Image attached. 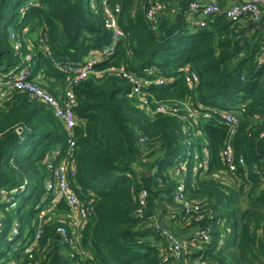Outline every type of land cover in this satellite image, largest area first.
<instances>
[{
	"label": "trees",
	"instance_id": "trees-1",
	"mask_svg": "<svg viewBox=\"0 0 264 264\" xmlns=\"http://www.w3.org/2000/svg\"><path fill=\"white\" fill-rule=\"evenodd\" d=\"M151 1L0 0V75L18 64L13 31L24 48L26 42L35 46L31 79L38 73L36 85L56 95V82L63 87L65 80L54 64L78 65L106 48L112 34L104 26V7L119 4L125 36L94 70L123 66L137 77L152 70L168 83L148 88L150 100L188 102L194 112L148 111L128 97L126 80L113 75L81 81L74 90L80 123L68 184L88 213L82 229L66 227L63 239L55 230L68 207L59 202L46 213L52 196L44 182L48 155L69 147L65 129L48 106L25 93L0 104V264H179L163 260L162 230L190 242L188 264H264V63L256 60L264 8L259 21L250 15L230 21L219 13L195 27L184 19L194 0H156L165 8L152 32L144 19ZM39 41L50 57L38 49ZM191 72L197 75L193 88L185 82ZM223 113L237 120L232 134ZM227 140L246 174L224 173ZM204 159L206 169L200 167ZM142 192L145 206L138 215ZM42 214V234L26 254Z\"/></svg>",
	"mask_w": 264,
	"mask_h": 264
},
{
	"label": "built area",
	"instance_id": "built-area-1",
	"mask_svg": "<svg viewBox=\"0 0 264 264\" xmlns=\"http://www.w3.org/2000/svg\"><path fill=\"white\" fill-rule=\"evenodd\" d=\"M105 5V3H104ZM165 6L162 3L151 1L148 9L144 13V19L152 32L157 30L159 24V16ZM262 8H264V0H248L242 2H232L227 7L221 8L218 0H205L203 3H199L197 0L192 1L184 14V19L195 27H204V18H209L212 15L224 13L226 18L230 21H237L244 15H250L253 21H259L262 17ZM106 19L104 26L112 34L110 44L101 51H95L89 54L78 65H72L67 67H61L55 65L58 74H60L64 80V87L59 89L57 94L50 93L47 89L42 88L35 83V79H31L30 64L34 61L35 46L31 42H26L25 48L20 42L19 35L15 32H11V45L13 53L18 56V64L8 71L0 75V104L7 101L15 93H25L31 99L37 100L40 103L48 106L56 119L65 129L67 138L69 139V147L64 154H61L58 148H55L47 157L46 168L49 172V177L44 182L45 191L52 196L50 206H48L46 213H51L54 207L59 202H64L68 207V212L58 218L60 225L56 228V234L58 237L65 239L67 234V228L72 232L77 233L81 230L87 220V208L82 207L81 201L69 186V172L73 169V147L75 129L79 125L80 120L75 114V107L77 105L75 88L76 86L88 78L90 75H94L96 78H101L104 74L113 75L126 80L130 85L128 97L137 100L141 107L148 111L165 114V115H177L180 110H185L189 115H193L191 106L188 102L176 103L174 105H166L158 103L154 100H150L151 96L147 93V89L150 87H164L168 81L162 77L154 75L152 70H148L142 77L128 72L123 66L110 67L104 71H95L94 66L106 61L112 54L116 43L124 38V33L120 30L118 25V16L120 13V5L116 4L113 9L104 7ZM197 14L198 19H193L192 15ZM24 48V49H23ZM38 49L47 57H50V48L42 43L38 42ZM256 60L259 63H264V41L261 47V52L256 56ZM53 81V79H52ZM185 82L189 87H195L197 84V75L195 72H191L185 75ZM57 85L55 91H57ZM222 122L225 125H229L230 133L232 134L237 126V120L228 113L221 115ZM222 162L226 167L224 172L227 177H233L241 169L246 174V168L243 159L234 157L233 149L227 140L221 151ZM208 160L204 159L201 168L206 169ZM178 167V166H177ZM184 167L181 166L180 169ZM196 169V167H195ZM174 175L180 177L178 168L175 170ZM183 189L182 182L179 183L176 190V198L179 200L178 192ZM3 194V192H1ZM145 192H142L139 196L140 208L137 214H141L144 205ZM186 205V204H185ZM44 214L40 217V222L36 229L35 240L29 244L24 252L31 254L36 240L42 234V226L46 222L43 220ZM17 223L12 226V234L17 232ZM67 227V228H66ZM159 228V227H158ZM162 236L166 242V247L163 253V260L169 259L179 264H188L186 256L189 252L190 242L187 239L180 238L173 234L170 230H162ZM197 236L207 241L209 238L204 233H197ZM194 264L199 263V259L193 260Z\"/></svg>",
	"mask_w": 264,
	"mask_h": 264
},
{
	"label": "crops",
	"instance_id": "crops-1",
	"mask_svg": "<svg viewBox=\"0 0 264 264\" xmlns=\"http://www.w3.org/2000/svg\"><path fill=\"white\" fill-rule=\"evenodd\" d=\"M199 3H203V2H205V0H197ZM242 1H248V0H222L221 1V5H223V7H227L230 3H232V2H242ZM179 9V8H178ZM178 20H180L181 19V16H182V14L178 11ZM176 18H177V16H176ZM36 80L38 79V80H40L41 79V75H38V73L35 75V77H34ZM55 85H57L58 87H57V91H56V93L59 91V89H62L63 87H64V84H63V87H60L59 86V84L56 82V84ZM56 89V88H55Z\"/></svg>",
	"mask_w": 264,
	"mask_h": 264
},
{
	"label": "rangeland",
	"instance_id": "rangeland-1",
	"mask_svg": "<svg viewBox=\"0 0 264 264\" xmlns=\"http://www.w3.org/2000/svg\"><path fill=\"white\" fill-rule=\"evenodd\" d=\"M11 32H12V31H11ZM11 32H10V37H11V34H12ZM188 153H189V152H188Z\"/></svg>",
	"mask_w": 264,
	"mask_h": 264
},
{
	"label": "water",
	"instance_id": "water-1",
	"mask_svg": "<svg viewBox=\"0 0 264 264\" xmlns=\"http://www.w3.org/2000/svg\"><path fill=\"white\" fill-rule=\"evenodd\" d=\"M178 17H179V16L177 15V19H178Z\"/></svg>",
	"mask_w": 264,
	"mask_h": 264
}]
</instances>
